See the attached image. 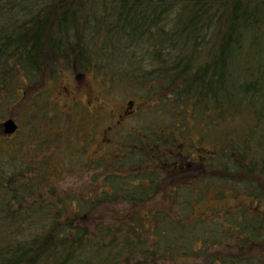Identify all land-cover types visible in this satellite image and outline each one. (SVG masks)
I'll use <instances>...</instances> for the list:
<instances>
[{
	"label": "trees",
	"instance_id": "16d2710c",
	"mask_svg": "<svg viewBox=\"0 0 264 264\" xmlns=\"http://www.w3.org/2000/svg\"><path fill=\"white\" fill-rule=\"evenodd\" d=\"M78 75L150 106L82 194L59 187L74 162L38 158L53 133L26 130ZM0 115L36 142L1 139L0 264H264V0H0Z\"/></svg>",
	"mask_w": 264,
	"mask_h": 264
},
{
	"label": "flooded vegetation",
	"instance_id": "af4514ba",
	"mask_svg": "<svg viewBox=\"0 0 264 264\" xmlns=\"http://www.w3.org/2000/svg\"><path fill=\"white\" fill-rule=\"evenodd\" d=\"M73 82L70 81L67 84H61L58 89L54 92L53 101L50 100L51 111L54 113V116L57 118L59 114L63 115V111L65 115L69 113L72 108H75L79 111L78 117V125L82 126L84 123H89V118L93 119L91 122L90 129L87 131L86 129H79V136L81 137L82 146L85 149L83 156H89L88 163L93 166L92 168H96V163L107 162L105 165L107 171L105 173H109L113 175V167L110 165V161L114 158L119 159L123 156L124 151L135 148V144L132 142V138L137 134H143L138 128V122L134 124L135 126L130 125V127L121 126V123L126 119L131 118H141V114L143 113L141 110H137L138 108L133 109V105L136 100H131L130 103H125L119 107L112 106L105 99L108 91L104 88H100L99 85L90 81H85V75H78L72 78ZM27 83V81H26ZM99 86V87H98ZM124 95V94H123ZM85 108V110H83ZM61 110V112H60ZM55 117H52L53 119ZM70 115L67 116L69 118ZM109 120L113 124L108 126H99L97 129V120ZM123 119V121H121ZM8 120H13L17 125V130L8 134L5 132L4 123ZM62 121V120H61ZM59 121V122H61ZM23 129L21 128L20 123L18 122L16 117H6L4 119H0V142L3 140H14L17 139L19 134L22 135ZM139 131V133H137ZM25 134V131H24ZM28 135V133H26ZM53 134H55L53 132ZM26 135V139H27ZM56 135V134H55ZM59 132H58V140H59ZM58 140L56 142H58ZM82 150V149H81ZM116 151V152H115ZM114 153V155H113ZM187 158H191L194 163H197L198 156L195 157V153L188 156ZM185 158V159H187ZM78 157L76 158V160ZM189 165H187L188 167ZM178 166H176L177 168ZM183 167V166H180ZM100 168H104L101 166ZM189 168V167H188ZM184 168H181L179 171H182ZM177 171V170H175ZM129 173V172H127ZM187 176V172L182 175ZM91 177V176H90ZM92 178V177H91ZM93 178L89 181L90 188L96 189L95 183L92 181ZM88 187V188H89ZM107 191L111 193L113 191V187L111 184H103V186ZM90 192V191H89ZM157 195V194H156ZM155 195V196H156ZM181 197V195H176ZM242 200H239L238 210H240V206L243 204ZM221 208V207H220ZM228 207L221 208L220 217L223 218L225 215V211L223 209H228Z\"/></svg>",
	"mask_w": 264,
	"mask_h": 264
},
{
	"label": "rangeland",
	"instance_id": "374dc122",
	"mask_svg": "<svg viewBox=\"0 0 264 264\" xmlns=\"http://www.w3.org/2000/svg\"><path fill=\"white\" fill-rule=\"evenodd\" d=\"M88 78H90V76H88ZM66 80H69V78H65V81ZM70 81L73 82L72 79H70ZM62 83L58 82L57 85H55V86L51 85L50 86L52 88L50 90L51 96H49V94H47L44 91L46 87L45 88H37L38 89L37 90V89H33V86L31 85L32 86L31 87V92H32L31 94H33V93L35 94L37 92L44 91V92H42V94H43L42 98H39V101H41V103L39 105L42 104L44 108L43 109L41 108L40 110H38V112L34 113L35 115L32 117V121L31 120L28 121V124L26 126V130L29 129L30 126L32 129H35V130L42 128L41 131H43L45 133V135L43 136L44 139H46V137H48V134H47L48 131L51 133L54 132L56 134V135L53 134L48 138V139H50L49 144H46V142H44L43 150L39 154L38 158L45 157L48 159V158H51L54 156V159L56 158L59 160V163L61 164V166L65 165V163H66V166H69L68 165V163H70L69 161L74 162L72 165L76 171H75L74 177L70 176V178H75V181H78L76 188H75V191L76 192L78 191L79 193H81L80 192L81 189L80 190H78V189L80 187L81 188L84 187L85 190H87L88 187L90 186L89 181L91 179L89 177L90 174H88L90 169L87 166L89 164L88 163L89 156H83L85 149L82 146V143H79V142H81V137L79 136L78 132H79V129H84V130L86 129L88 131L90 129V126H91L90 124L93 121V119L89 118V123L83 122L82 126H79L78 125L79 111L75 108H72L68 113V115H70L69 118H67V116H68L67 113L65 115V112L63 111V115L59 114V116L57 118H55V120H53V118H52L53 113L52 114L49 113L51 110H50V107L48 110L49 104L47 101L49 99L51 101H53L54 95H55L54 92L56 89H58V87ZM90 83H91V81H90ZM121 88H124V87H121ZM121 88H119V87H112L111 88V86H110V88L108 89L109 92L107 93L105 99L108 103H110L111 108H113L112 106L119 107V106L125 104L126 102L130 103L131 100H134L132 98L133 92L130 89L124 88L125 90H123ZM121 91L125 92L124 95L121 93ZM34 99L36 102L38 100V96H35ZM16 107H19V104ZM1 108H2L4 114H6V115L9 114L10 108H8L7 106L6 107L1 106ZM135 108H138L137 110H141V111L143 108V111H147L150 108V106H146L144 104L143 100H136L135 104L133 105V109H135ZM44 109H45V112H47L46 113L47 117L50 118V120L42 118ZM83 110H85V108H83ZM16 111L21 113L22 112L21 107L17 108ZM60 112H61V110H60ZM0 117H1V115H0ZM59 121H61V122H59ZM121 121H123V119ZM96 122H97V126L95 129H97L99 126H103V125L108 126V125L113 124L109 120H101V119H98ZM136 122H138L136 117L131 118V119H126L124 122L121 123V126H125V127H130V125L135 126L134 124H136ZM52 124H55L53 126V128H51ZM26 130H24L25 131V137H26V133H27ZM24 131H23L22 135L19 134L17 139L15 138L14 140H6L5 141L6 143H8V146H11V143H13V147L14 146L19 147V148H17V151H18L17 154H19L21 152H23V154H25L26 150H33V145L36 144V142H34V140L31 139L32 136L30 139H29V137H27L26 140L25 139L22 140L24 138ZM58 132L60 135L59 140H58ZM41 136H42V134H41ZM57 140H58V142H56ZM5 142L3 140H1L0 143L2 145H4ZM113 155H114V153H113ZM77 157H78V159L76 160ZM11 158H15V155H13ZM60 158H62L63 160ZM29 160H31V158ZM98 170L102 171V173H104L107 171V168L105 166L104 168H99ZM128 172H132V169ZM125 173L127 174V172H125ZM68 176L69 175L66 173L65 175L62 176L63 177L62 180ZM240 200H242V199H240ZM210 201H211V203H214L212 205H215L217 207H218V205L221 207V205L222 206H228V205L232 204V202L230 201V197H229V199L226 198V200L219 202V203L217 201H215L214 199H211ZM242 201H243L242 203L244 205H246L245 201L244 200H242ZM216 204H218V205H216ZM208 205H209V202H208ZM208 205L200 206V208L203 209V211H202L203 213H206L207 211H209ZM207 217H210L209 213H206V218ZM218 218H220V220H221V217L218 216ZM193 220H194V218L190 219V217H188V222H192ZM200 264H204V263L202 262Z\"/></svg>",
	"mask_w": 264,
	"mask_h": 264
},
{
	"label": "clouds",
	"instance_id": "9594fccd",
	"mask_svg": "<svg viewBox=\"0 0 264 264\" xmlns=\"http://www.w3.org/2000/svg\"><path fill=\"white\" fill-rule=\"evenodd\" d=\"M78 181H75V178L65 177L59 182V187L62 190H69L74 188L77 185Z\"/></svg>",
	"mask_w": 264,
	"mask_h": 264
},
{
	"label": "water",
	"instance_id": "95a60500",
	"mask_svg": "<svg viewBox=\"0 0 264 264\" xmlns=\"http://www.w3.org/2000/svg\"><path fill=\"white\" fill-rule=\"evenodd\" d=\"M5 132L8 134H12L17 130V125L13 120H8L4 123Z\"/></svg>",
	"mask_w": 264,
	"mask_h": 264
}]
</instances>
